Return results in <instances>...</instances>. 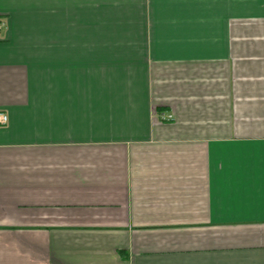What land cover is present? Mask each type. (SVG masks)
I'll return each instance as SVG.
<instances>
[{"label": "crops", "instance_id": "1", "mask_svg": "<svg viewBox=\"0 0 264 264\" xmlns=\"http://www.w3.org/2000/svg\"><path fill=\"white\" fill-rule=\"evenodd\" d=\"M0 23V264H264V0Z\"/></svg>", "mask_w": 264, "mask_h": 264}, {"label": "built area", "instance_id": "2", "mask_svg": "<svg viewBox=\"0 0 264 264\" xmlns=\"http://www.w3.org/2000/svg\"><path fill=\"white\" fill-rule=\"evenodd\" d=\"M2 24L0 23V27ZM7 115L5 113H0V124H5L7 122Z\"/></svg>", "mask_w": 264, "mask_h": 264}]
</instances>
